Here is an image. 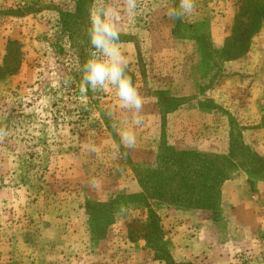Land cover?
<instances>
[{"label": "rangeland", "instance_id": "obj_1", "mask_svg": "<svg viewBox=\"0 0 264 264\" xmlns=\"http://www.w3.org/2000/svg\"><path fill=\"white\" fill-rule=\"evenodd\" d=\"M135 3L130 14L128 0H92L89 12L111 8L118 17L119 46L143 98L139 126L114 88L82 86L76 93L63 84L77 66L70 42L91 51L89 24L73 40L63 32L61 12L72 13L74 0H0V65L9 41L21 44L22 61L11 75L0 71V264H165L145 240L128 239V223L147 216L139 193L150 198L175 262L264 264V165L258 169L257 156L264 129L257 134L253 124L264 107V70L247 69L263 84L249 111L243 80L220 85L222 77L241 75L224 47L243 0H195L193 14L177 21L168 11L179 0ZM255 45L256 66L264 68V22L241 58ZM213 86L219 100L200 103L208 115L189 107L173 114L191 93ZM128 128L137 138L132 149L120 143ZM181 150L234 152L229 178L244 176L249 192L238 202L220 196L214 210L204 211L186 199L157 198L151 187L167 184Z\"/></svg>", "mask_w": 264, "mask_h": 264}, {"label": "trees", "instance_id": "obj_2", "mask_svg": "<svg viewBox=\"0 0 264 264\" xmlns=\"http://www.w3.org/2000/svg\"><path fill=\"white\" fill-rule=\"evenodd\" d=\"M75 10L71 12H61V22L63 32H68V37L73 40L75 31H79L82 26L89 24V7L85 0H74ZM88 3V4H87ZM243 7L241 6L235 22L233 25V34L225 43L224 53L226 54V61L236 60L244 56L249 48L252 37L259 32L261 25L264 22V0H243ZM247 15V21L244 22L238 16ZM71 47L75 48V56L77 57V66L72 72H64L63 84H69V87L75 89L78 93L84 85L82 79L81 67L88 59V46L81 44V42H70ZM21 44L17 41H9L4 61L0 65V71L4 74L11 75L17 72L20 68V58H16L20 51ZM132 77V74L128 71ZM66 79V81H64ZM256 128L264 129V114L259 125ZM245 149L249 152V148L244 144H240L239 149ZM232 151V150H231ZM181 159L178 162L177 169L169 170V180L166 185L151 187L155 190L154 196L157 198H165L170 195L171 198L178 197L181 200L186 199L196 210H214L218 204L221 196V186L223 182L229 179L227 169L232 166L230 158L234 156L229 153L228 156H203L201 154L189 155L188 151H178ZM257 155V154H256ZM253 154V156H256ZM259 158V170H263V158ZM175 162V161H174ZM165 164V163H164ZM177 163H172V167ZM170 169V168H169ZM142 181V178H140ZM144 190L147 189L144 186ZM148 192V189H147ZM151 195V193L149 194ZM195 196V197H194ZM139 201L143 202V206L147 209V216L143 219L132 220L127 225L128 239L131 242L143 239L146 241L147 247L153 252L154 259L163 261L165 264H192L190 262H175L171 254L162 242V228L159 224L160 218L158 214L153 211L150 198L146 193H139L137 195Z\"/></svg>", "mask_w": 264, "mask_h": 264}, {"label": "clouds", "instance_id": "obj_3", "mask_svg": "<svg viewBox=\"0 0 264 264\" xmlns=\"http://www.w3.org/2000/svg\"><path fill=\"white\" fill-rule=\"evenodd\" d=\"M135 9V0H128V12L132 14ZM194 9L195 0H179L178 6L168 11V16L173 21L182 20L191 16ZM117 20L111 8L90 10L88 36L91 51L81 67L82 79L85 88L92 91L114 88L122 107L133 114L131 124L139 126L142 124L139 114L143 109V98L128 74L130 61L119 46L122 32ZM119 136L123 146L135 147L137 138L131 128L122 129Z\"/></svg>", "mask_w": 264, "mask_h": 264}, {"label": "crops", "instance_id": "obj_4", "mask_svg": "<svg viewBox=\"0 0 264 264\" xmlns=\"http://www.w3.org/2000/svg\"><path fill=\"white\" fill-rule=\"evenodd\" d=\"M258 45L253 46L249 53L238 60L235 61H230L228 62L229 66L232 67H237V71L239 73H241V75H233V76H225L222 77V82H225L226 80H231L233 78L239 77L241 80H243V84L241 86V90H243L244 93H249L251 97H249L247 99V101L249 102L247 104V109L249 111L250 107H253L254 103H257V93H261L263 91V84L261 85V82L259 83V80L257 81V77L256 76H250L249 73L247 71V69L251 68L252 72L253 71H258V75L260 74V72H262V70H264V68L261 66H256L257 64V60H256V52L258 50ZM220 91V89H218L217 86H213L212 88L206 89L203 94L201 95L200 93H196L193 92L189 95V98L186 102L182 103L181 105H179V109H177L178 111H174L173 114H175L176 112H180L181 110H183L184 108H192L194 110H196L197 112H199L202 116H206L209 114V111L205 108H203L200 103H203V101L207 98H210L211 100L213 99H217V96H221L218 92ZM219 100V99H217ZM216 100V102H218ZM259 105V104H258ZM256 110V108H255ZM258 112V116L257 118H255V120H253V124L254 125H258L260 123V119L262 114H264V107L263 106H259V108L257 109ZM256 132L255 133H260L261 130L263 129H255ZM250 131L246 130L245 134L249 133ZM255 134V135H257ZM259 144H261V142H259ZM221 148L223 146H226L225 149L223 150L221 153H225L228 150V144L227 142L224 141L223 143H221ZM224 148V147H223ZM260 151V150H258ZM261 153L260 155H262V157L264 158V152H259ZM249 192V186L247 183V180L244 176H238L236 178H229L227 180H225L221 186V198H223V201L225 202L226 199H228L230 196L232 197V199L235 202H238V198L239 195H243V193ZM233 205V204H232ZM235 205V204H234ZM239 205V204H238ZM237 206V205H235Z\"/></svg>", "mask_w": 264, "mask_h": 264}]
</instances>
